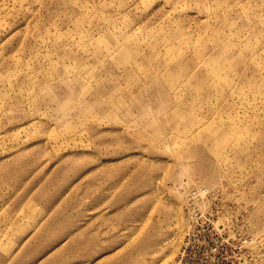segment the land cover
I'll return each mask as SVG.
<instances>
[{
  "label": "rangeland",
  "instance_id": "rangeland-1",
  "mask_svg": "<svg viewBox=\"0 0 264 264\" xmlns=\"http://www.w3.org/2000/svg\"><path fill=\"white\" fill-rule=\"evenodd\" d=\"M0 264H264V0H0Z\"/></svg>",
  "mask_w": 264,
  "mask_h": 264
}]
</instances>
